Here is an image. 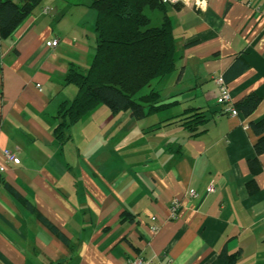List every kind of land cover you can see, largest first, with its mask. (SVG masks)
I'll use <instances>...</instances> for the list:
<instances>
[{
  "label": "crops",
  "instance_id": "obj_1",
  "mask_svg": "<svg viewBox=\"0 0 264 264\" xmlns=\"http://www.w3.org/2000/svg\"><path fill=\"white\" fill-rule=\"evenodd\" d=\"M89 2L42 0L0 39V264H264V134L251 128L264 120V0L166 5L178 59L155 90L176 104L140 119L98 107L59 142L57 111L76 95L64 80L96 49ZM217 77L232 105L255 95V110L224 113ZM193 109L199 135L168 125Z\"/></svg>",
  "mask_w": 264,
  "mask_h": 264
},
{
  "label": "trees",
  "instance_id": "obj_2",
  "mask_svg": "<svg viewBox=\"0 0 264 264\" xmlns=\"http://www.w3.org/2000/svg\"><path fill=\"white\" fill-rule=\"evenodd\" d=\"M95 11L94 30L96 49L85 73L71 69L65 78L66 85L76 88L70 102L60 105L54 129L59 142L67 140L69 127L79 122L100 106L111 114L129 111L135 119L153 115L176 104L175 101H159L156 85L175 70L178 59L177 47L166 5L159 0H89ZM42 0H0V39H8L32 14ZM147 11H159L162 21L151 26ZM259 103L249 94L233 107L247 116ZM146 110V112H145ZM198 109L189 110L170 121L179 125L191 137L201 133L199 128L206 122ZM257 135L264 134V120L251 124ZM255 152H264V136L255 144ZM252 168L256 160L249 161ZM34 211V208L27 204ZM35 215L57 236L65 238L36 211Z\"/></svg>",
  "mask_w": 264,
  "mask_h": 264
},
{
  "label": "built area",
  "instance_id": "obj_3",
  "mask_svg": "<svg viewBox=\"0 0 264 264\" xmlns=\"http://www.w3.org/2000/svg\"><path fill=\"white\" fill-rule=\"evenodd\" d=\"M162 4L165 5H190L193 9L196 10H203L207 4V0H159ZM45 12V11H44ZM57 45V40H52L51 42L47 43L48 47H55ZM215 84L217 87V93L218 96L216 98V102L218 104L225 105L224 113L233 115L236 113L235 108L232 105V101L227 89L226 84L224 83V80L221 77L215 78ZM4 158L7 163L12 164H19V159L16 157V155L10 151H4L3 152ZM4 171V167H0V172ZM208 192L213 191L212 187H208ZM190 197H194V192H189ZM180 208V203L177 200H173L170 205V218H174L178 214V210ZM152 220H155V218H152ZM158 227L157 225H153L151 227V231L153 233L157 232ZM167 263L165 260H162L161 258H157L155 260H145L140 257H133L127 259L125 264H164Z\"/></svg>",
  "mask_w": 264,
  "mask_h": 264
},
{
  "label": "rangeland",
  "instance_id": "obj_4",
  "mask_svg": "<svg viewBox=\"0 0 264 264\" xmlns=\"http://www.w3.org/2000/svg\"><path fill=\"white\" fill-rule=\"evenodd\" d=\"M147 15L150 18L151 26H159L162 21V14L159 11H147ZM164 83V82H163ZM103 107V106H100Z\"/></svg>",
  "mask_w": 264,
  "mask_h": 264
}]
</instances>
